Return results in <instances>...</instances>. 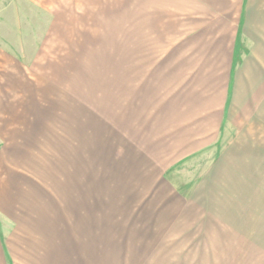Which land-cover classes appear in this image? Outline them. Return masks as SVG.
Returning a JSON list of instances; mask_svg holds the SVG:
<instances>
[{"label":"crops","instance_id":"1","mask_svg":"<svg viewBox=\"0 0 264 264\" xmlns=\"http://www.w3.org/2000/svg\"><path fill=\"white\" fill-rule=\"evenodd\" d=\"M161 10V51L118 33L135 46L78 49L80 70L25 61L0 22V264H100L104 236L110 264L124 243L161 264L264 248V0ZM69 18L48 14L46 41Z\"/></svg>","mask_w":264,"mask_h":264},{"label":"rangeland","instance_id":"2","mask_svg":"<svg viewBox=\"0 0 264 264\" xmlns=\"http://www.w3.org/2000/svg\"><path fill=\"white\" fill-rule=\"evenodd\" d=\"M3 1V0H1ZM8 3L19 0H5ZM4 1V2H5ZM33 2L26 3L20 8H0V22H4L5 25H1V29H5V34L9 39L5 42L10 48H15L16 52H19L26 58L34 59L37 57V62L44 61V58H49L55 64H61L63 58H70V65L78 69L83 67L78 65L75 58H72L70 54L78 53V49H84L85 47H98L99 56L102 58V62L107 58L109 50L118 46L122 47H134V39H123L118 36V33H127L131 37H134L139 46L145 48H160L161 51V0H30ZM37 1L38 3H34ZM76 3V4H75ZM165 13L167 8L164 9ZM20 12V13H19ZM48 14L58 15V17L70 16L74 17L75 22H71L69 26L64 25V30L55 31L54 38L46 41L45 35L47 34L49 22L46 18ZM77 17V18H76ZM70 19V18H69ZM70 19V21H72ZM80 21V23L78 22ZM61 24V23H60ZM58 26V25H55ZM69 27V31H66ZM59 33V34H57ZM64 34H69L63 37ZM14 35L21 37V46L19 48L14 45ZM56 38V39H55ZM70 40V51L67 56L68 49H66L65 43ZM28 39V40H27ZM46 42L56 43L58 47L54 46V49L45 47ZM88 42V46L87 43ZM61 43H63L61 45ZM44 44V45H43ZM14 45V46H13ZM37 49H46L50 52L48 54H40L36 52ZM106 49V50H105ZM108 50V51H107ZM35 52L39 55H35ZM73 59V60H72ZM68 62V61H67ZM107 64V63H102ZM78 70V72H79ZM55 74V73H54ZM76 76V72L73 74ZM216 154V153H215ZM123 233H119L120 245L123 241ZM84 234V232L82 233ZM105 234V232H104ZM104 234L102 236H104ZM107 236L102 237V260L100 264H110L108 256V242H105ZM125 242V241H123ZM221 243V242H216ZM134 244V243H132ZM264 244V242H263ZM264 248L260 247L255 255L254 248H228L221 247L214 248H198V257L195 264H238L231 262L226 263L229 258H237L241 255V258L252 261V257L264 255ZM149 251H151L149 253ZM157 248H142L135 246H127L126 243L123 247H118V260L117 262L112 260V264H161V255L153 253ZM224 251V255H223ZM153 253V255H151ZM228 257H225L227 256ZM223 257V258H222ZM261 257V256H260ZM264 257V256H263ZM195 257H192L194 260ZM223 259V260H222ZM239 259V260H240ZM264 260V258H263ZM224 261V262H223ZM251 262L250 264H252ZM99 264V263H97ZM239 264H246L241 261ZM264 264V263H261Z\"/></svg>","mask_w":264,"mask_h":264}]
</instances>
